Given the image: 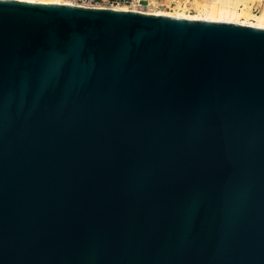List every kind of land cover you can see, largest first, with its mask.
I'll list each match as a JSON object with an SVG mask.
<instances>
[{
  "label": "water",
  "instance_id": "water-1",
  "mask_svg": "<svg viewBox=\"0 0 264 264\" xmlns=\"http://www.w3.org/2000/svg\"><path fill=\"white\" fill-rule=\"evenodd\" d=\"M0 264H264V28L0 0Z\"/></svg>",
  "mask_w": 264,
  "mask_h": 264
},
{
  "label": "rangeland",
  "instance_id": "rangeland-1",
  "mask_svg": "<svg viewBox=\"0 0 264 264\" xmlns=\"http://www.w3.org/2000/svg\"><path fill=\"white\" fill-rule=\"evenodd\" d=\"M219 2H224V5L226 4L227 8L229 7V9L234 7L239 13H249L247 20H245L244 17H239L238 21L248 25H258L264 27V21L256 17H264V13L262 11L263 9H260L259 11L257 10L258 13L257 11L254 12L251 10L252 4L256 5L261 2L264 3L263 0H149V3L140 9V13L156 15L160 14L170 17L185 16L206 20L212 17L211 9ZM183 3L185 4L184 7H182Z\"/></svg>",
  "mask_w": 264,
  "mask_h": 264
},
{
  "label": "bare ground",
  "instance_id": "bare-ground-1",
  "mask_svg": "<svg viewBox=\"0 0 264 264\" xmlns=\"http://www.w3.org/2000/svg\"><path fill=\"white\" fill-rule=\"evenodd\" d=\"M18 1H23V2H35V3H43V4H52V3H57V4H71L69 2L65 1H60V0H18ZM226 5V4H225ZM224 2H219L216 6L212 7L211 9V14L212 17L209 19H206V21H217V22H230V23H235V24H239V25H248L245 24L243 22L238 21L239 17H244L245 20L248 19L249 17V13H245V12H238L237 9L235 10V8L233 7L232 9H229V7L227 8V5L225 6ZM120 10H123L122 8H120ZM156 15V14H155ZM160 15V14H158ZM165 16V15H164ZM174 17V16H172ZM178 18H185V19H196V20H202L199 18H191V17H185V16H175ZM258 17L260 20L264 21V17L263 16H256ZM251 27H255V28H264L262 26H258V25H248Z\"/></svg>",
  "mask_w": 264,
  "mask_h": 264
},
{
  "label": "built area",
  "instance_id": "built-area-1",
  "mask_svg": "<svg viewBox=\"0 0 264 264\" xmlns=\"http://www.w3.org/2000/svg\"><path fill=\"white\" fill-rule=\"evenodd\" d=\"M66 1L71 3V5H76L86 8H103V9H112V10H120V8H122L124 11L139 12V13H140V9L144 7V5H147L149 3V0H66ZM142 2H144V4H142ZM184 6L185 4L183 3L182 7ZM251 7H252L251 10L254 12L263 9L262 11L264 13V3L262 2L256 5L252 4Z\"/></svg>",
  "mask_w": 264,
  "mask_h": 264
}]
</instances>
